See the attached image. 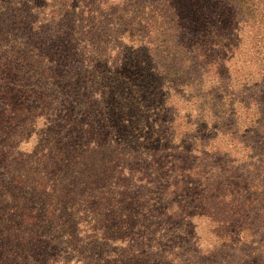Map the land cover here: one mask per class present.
<instances>
[{"label": "trees", "instance_id": "16d2710c", "mask_svg": "<svg viewBox=\"0 0 264 264\" xmlns=\"http://www.w3.org/2000/svg\"><path fill=\"white\" fill-rule=\"evenodd\" d=\"M0 264H264V0H0Z\"/></svg>", "mask_w": 264, "mask_h": 264}]
</instances>
